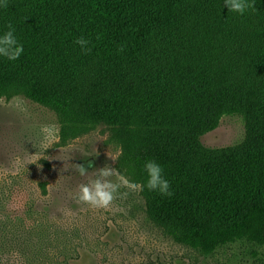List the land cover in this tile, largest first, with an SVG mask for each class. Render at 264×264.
I'll return each mask as SVG.
<instances>
[{
  "label": "trees",
  "instance_id": "1",
  "mask_svg": "<svg viewBox=\"0 0 264 264\" xmlns=\"http://www.w3.org/2000/svg\"><path fill=\"white\" fill-rule=\"evenodd\" d=\"M249 2L255 8L239 14L225 0H7L0 35L11 23L24 52L0 56V98L51 109L61 145L103 126L119 145L114 168L129 181L146 182V160L163 166L173 195L146 187L139 195L167 237L203 256L245 242L256 257L264 246V0ZM225 115L242 118L244 136L205 146L201 136ZM40 187L45 194L46 182Z\"/></svg>",
  "mask_w": 264,
  "mask_h": 264
},
{
  "label": "rangeland",
  "instance_id": "2",
  "mask_svg": "<svg viewBox=\"0 0 264 264\" xmlns=\"http://www.w3.org/2000/svg\"><path fill=\"white\" fill-rule=\"evenodd\" d=\"M58 130L51 109L22 95L0 98V264H29L30 252L69 264H264V246L256 257L245 242L203 256L174 242L147 217L137 191L121 188L128 195L111 211L80 202L79 186L105 164L114 167L119 145L103 126L62 145ZM244 132L240 116L225 115L200 139L227 146ZM77 163L88 167L87 176Z\"/></svg>",
  "mask_w": 264,
  "mask_h": 264
},
{
  "label": "clouds",
  "instance_id": "3",
  "mask_svg": "<svg viewBox=\"0 0 264 264\" xmlns=\"http://www.w3.org/2000/svg\"><path fill=\"white\" fill-rule=\"evenodd\" d=\"M225 5L229 12L239 14H244L249 8H255V4L250 3L249 0H225ZM7 6V0H0V7L6 8ZM6 27L8 30L3 35H0V56L6 57L10 61H15L23 54L24 47L15 36L13 25L9 23ZM75 43L80 46L84 54H88L91 51L88 47L89 41L86 38L79 37ZM119 50L123 51V47ZM30 162L36 163L35 161ZM91 166V162H89L88 167ZM88 167L77 163L76 171L81 176H87ZM144 169L147 179L144 184H140L129 181L116 168L105 164L103 167L98 168L94 179L90 178L87 183L79 186L77 198L80 202L94 209L111 211L115 201L123 200L128 195L127 191L121 192V188L140 192L146 187L150 191H158L162 196L171 197L173 195V192L170 190V181L165 178L162 165L155 160L149 159L145 161Z\"/></svg>",
  "mask_w": 264,
  "mask_h": 264
}]
</instances>
